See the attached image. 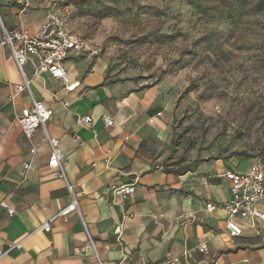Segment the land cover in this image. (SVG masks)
Listing matches in <instances>:
<instances>
[{"label": "crops", "instance_id": "1", "mask_svg": "<svg viewBox=\"0 0 264 264\" xmlns=\"http://www.w3.org/2000/svg\"><path fill=\"white\" fill-rule=\"evenodd\" d=\"M0 11L8 30L37 33L46 21L45 13L12 0H0ZM80 52L65 63L67 80L35 75L36 61L26 67L33 95L54 109L48 131L60 141L71 193L48 166L44 131L33 140L23 134L18 119L31 97L17 92L22 77L0 45V264H264V219L233 242L220 206L231 196L224 175L238 171L237 164L207 158L177 173L161 163L173 106L171 100L162 106L161 96L171 77L153 81L103 59L88 67ZM107 115L113 127L105 125ZM87 116L92 122L82 123ZM133 183L134 194L117 192ZM73 197L93 243L77 212L55 220L51 232L39 230ZM259 209L264 212V202ZM202 245L208 254L199 251Z\"/></svg>", "mask_w": 264, "mask_h": 264}, {"label": "rangeland", "instance_id": "2", "mask_svg": "<svg viewBox=\"0 0 264 264\" xmlns=\"http://www.w3.org/2000/svg\"><path fill=\"white\" fill-rule=\"evenodd\" d=\"M255 3L29 0L28 10L68 9L88 67L103 59L153 81L171 77L161 96L162 106L173 102L164 168L182 173L208 158L245 172L256 161L264 164V8L257 11Z\"/></svg>", "mask_w": 264, "mask_h": 264}, {"label": "built area", "instance_id": "3", "mask_svg": "<svg viewBox=\"0 0 264 264\" xmlns=\"http://www.w3.org/2000/svg\"><path fill=\"white\" fill-rule=\"evenodd\" d=\"M18 1L24 6V10L28 9L29 0ZM68 15V9L65 12L61 10L48 11L45 15V24L37 33H33L27 29L8 30L0 11V45L10 50L22 77V82L16 86L17 92H27L31 97V106L23 109L18 119L23 134L27 139L33 140L40 128L44 131L52 151L48 166L56 171L57 177L67 182V187L72 193L73 186L67 181L63 164L64 155L59 148L60 141L52 137L48 131V124L54 115V109L33 95L26 74V67L29 63L36 61L35 75L45 73L56 80H67L66 61L73 51L82 50L85 45L82 37L68 26ZM158 115L161 116L162 113ZM103 121L107 127L114 126V120L109 115L104 116ZM81 122L89 124L92 122V118L87 116ZM31 152L37 153V147L33 146ZM29 167L30 164L25 165L26 169ZM224 177L230 184L231 196L220 206L227 212V230L232 241L235 242L236 238L243 236L247 227H255L258 219H264V212L259 209L260 204L264 202V164L261 161H256L245 172L231 169L225 173ZM135 190L134 183L121 185L117 188V192L124 197L134 194ZM4 207L8 209L9 215L15 214V210L7 204H4ZM207 208L212 210L216 208V205L208 203ZM73 212L80 215L89 240L93 243L75 197L69 206L43 224L39 230L51 232L55 220L60 217L66 218ZM117 232L120 234L121 229L118 228ZM199 251L203 254L209 253L206 245L200 246Z\"/></svg>", "mask_w": 264, "mask_h": 264}, {"label": "trees", "instance_id": "4", "mask_svg": "<svg viewBox=\"0 0 264 264\" xmlns=\"http://www.w3.org/2000/svg\"><path fill=\"white\" fill-rule=\"evenodd\" d=\"M254 1L256 2L254 5L255 9L257 11H261V9L264 8V0H254ZM212 34H214V33L204 35L203 37H201L199 39V41H202L204 39H208Z\"/></svg>", "mask_w": 264, "mask_h": 264}]
</instances>
